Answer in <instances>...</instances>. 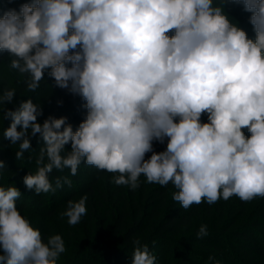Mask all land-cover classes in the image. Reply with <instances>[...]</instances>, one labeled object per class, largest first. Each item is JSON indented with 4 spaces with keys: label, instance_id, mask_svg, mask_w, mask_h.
Instances as JSON below:
<instances>
[{
    "label": "clouds",
    "instance_id": "9594fccd",
    "mask_svg": "<svg viewBox=\"0 0 264 264\" xmlns=\"http://www.w3.org/2000/svg\"><path fill=\"white\" fill-rule=\"evenodd\" d=\"M228 3L251 14L254 38L227 14ZM0 53L27 92L47 73L87 110L75 130L64 116L39 123L40 104L29 98L13 111L6 105L16 89L0 88V123L11 120L3 137L18 145L16 160L32 149L30 137L42 138L36 171L23 178L35 194L71 187L68 176L54 185L50 174L76 176L85 163L132 190L141 176L171 184L185 210L264 198V0H27L0 9ZM5 167L0 159V175ZM21 195L0 186V264H58L64 239L45 240L18 210ZM86 200L67 202L69 225L86 215ZM133 245L132 264H156L147 244Z\"/></svg>",
    "mask_w": 264,
    "mask_h": 264
},
{
    "label": "trees",
    "instance_id": "16d2710c",
    "mask_svg": "<svg viewBox=\"0 0 264 264\" xmlns=\"http://www.w3.org/2000/svg\"><path fill=\"white\" fill-rule=\"evenodd\" d=\"M27 0H15L9 8L18 9ZM1 3V2H0ZM227 14L242 27L245 17L242 5L226 4ZM0 67V88H15L17 94L6 107L15 111L21 102L31 98L41 105L43 115L38 122L48 116L67 117V122L75 130L86 116L84 101L55 86L54 80L45 73L40 88L27 92L20 75L12 71L9 75ZM207 122V115H202ZM11 120L0 123V159L5 162V170L0 175V186L14 185L21 196L17 208L34 228L47 239L59 234L65 241L66 251L61 254L58 264H132L134 240L147 244L156 256V264H264V198L257 197L243 202L233 196L220 199L209 205L203 202L185 210L173 200L177 191L171 184L160 186L146 183L140 177V186L132 190L128 186H117L113 175L99 171L82 163L76 176L69 169L63 172L53 170L50 174L55 185V177L68 176L72 185H64L54 193L35 194L23 183L29 173H35V159L42 144L37 135L30 137L32 149L24 153V158L16 160L18 145H11L3 137V131ZM248 136L247 129H242ZM164 144L154 142L153 150H165ZM70 143L65 151H70ZM151 153L146 155V159ZM87 196V213L77 225H69L67 217L61 213L69 200L79 201ZM202 225L207 226V235L198 237ZM212 257L214 260L210 261Z\"/></svg>",
    "mask_w": 264,
    "mask_h": 264
},
{
    "label": "rangeland",
    "instance_id": "374dc122",
    "mask_svg": "<svg viewBox=\"0 0 264 264\" xmlns=\"http://www.w3.org/2000/svg\"><path fill=\"white\" fill-rule=\"evenodd\" d=\"M23 1V0H22ZM0 9L7 10L9 9L10 3H7V0H0ZM245 12V11H244ZM251 14L245 12V17H249ZM242 27L247 33L249 38H254V32L252 29L251 24L249 23V20L242 21ZM9 60V57L7 53H0V67H3L2 72L5 73L6 75H9L12 73L11 70L8 69L7 67V61Z\"/></svg>",
    "mask_w": 264,
    "mask_h": 264
}]
</instances>
